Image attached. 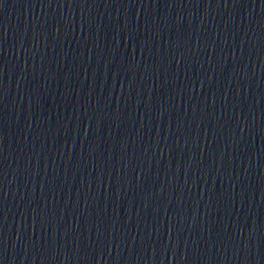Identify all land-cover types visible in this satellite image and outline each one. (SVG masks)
I'll return each mask as SVG.
<instances>
[{"label": "water", "instance_id": "95a60500", "mask_svg": "<svg viewBox=\"0 0 264 264\" xmlns=\"http://www.w3.org/2000/svg\"><path fill=\"white\" fill-rule=\"evenodd\" d=\"M0 264H264V208L138 241L47 251H0Z\"/></svg>", "mask_w": 264, "mask_h": 264}]
</instances>
